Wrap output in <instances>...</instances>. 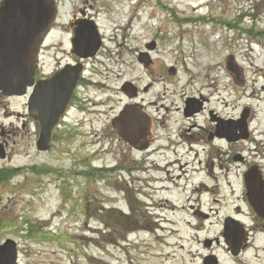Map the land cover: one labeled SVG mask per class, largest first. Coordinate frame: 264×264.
<instances>
[{"label": "flooded vegetation", "instance_id": "obj_1", "mask_svg": "<svg viewBox=\"0 0 264 264\" xmlns=\"http://www.w3.org/2000/svg\"><path fill=\"white\" fill-rule=\"evenodd\" d=\"M7 1L0 0V63H31L34 77L21 95L0 92V163L10 161L9 141L11 136L18 134L16 131L32 130L37 148L44 128L51 127L49 149L39 153L58 151L74 158L79 150L84 156L90 148L87 138L96 136L104 141V132L86 130L104 124L117 136V164L101 166L95 169L96 174L103 176L105 185L112 182L106 173L117 175L116 185L129 211H144L141 218L157 224L170 223L165 210L178 207L173 197L180 201L191 191L189 202L196 196L201 203L198 193H219L228 189L236 203L222 216L221 242L216 239L214 244L213 240L204 244L209 253L200 257V264H222L223 260L213 251L220 245L226 246L224 256L230 264H264V122L258 123L261 107L248 103L229 110V105L224 104L223 109L221 105L225 99L221 97L219 81L223 75L227 81V95H232L234 102L239 95V101L246 97L247 82L252 84L254 95L257 90L264 95V69L259 70V76V72H253L257 75L255 82L249 78L256 68L255 62L264 64V10L260 13L252 2L253 8L237 16L226 13L220 18H201L202 26H212L217 33L224 29L232 42V51L213 55L214 48L210 45L207 63H200L202 56L192 57L191 62L185 63L186 82L178 103L167 91L148 100L156 82L141 86L132 81L121 87L124 103L116 111L110 107V100L98 101V97L92 95V87L104 94L109 90L103 85L93 86L88 76L89 63L99 58L107 43L100 14L94 12L86 0H53L57 7L54 25L42 43L30 52L28 34L26 45L23 43L28 19L6 17L3 7ZM231 2L232 6L236 4V0ZM262 2L264 4V0ZM65 5L71 6L66 14ZM96 7L106 6L97 4ZM10 11L15 15L22 13L19 9ZM245 21L248 24H244ZM94 38L101 45L97 54L94 57L80 55L82 51L77 47L89 46ZM240 41H246V47L252 46L246 57L235 54ZM157 50L158 40L145 42L144 49L139 52L141 66L151 68L158 59L153 56ZM7 53L11 56L5 59ZM140 58L148 60L147 65ZM78 67H81L79 79L76 77ZM170 74L177 77L179 71L175 67ZM259 81L263 86L259 87ZM126 87H131L133 94L128 93ZM116 121L119 129L113 128ZM129 122L133 125L130 130ZM78 140L79 148L76 146ZM73 163L72 172L77 170L75 161ZM6 171V167H0V174ZM92 173L89 167L85 174ZM69 185H65L66 190ZM159 195L162 196L157 202ZM220 196L209 201H213L209 211L216 215L221 210V206L217 208ZM100 199L107 201L103 193ZM195 202L197 205L187 207L192 210L191 218L196 223L198 220L211 221V214L201 210L198 199ZM117 212L119 221L132 217L120 208ZM89 216L105 219L96 212ZM226 224L230 225L227 239L224 237Z\"/></svg>", "mask_w": 264, "mask_h": 264}, {"label": "rangeland", "instance_id": "obj_2", "mask_svg": "<svg viewBox=\"0 0 264 264\" xmlns=\"http://www.w3.org/2000/svg\"><path fill=\"white\" fill-rule=\"evenodd\" d=\"M130 1L86 0V4L100 14L107 39L103 53L89 63L88 76L93 86L103 85L109 91L104 94L92 87V95L98 97V101L110 100V107L116 111L124 103L121 87L132 81L141 86L156 82L148 100L167 91L178 103L186 82L185 63L191 62L195 56H202L200 63H207L210 45L214 48L213 55L232 51V42L224 29L217 33L212 26H202L201 18H220L226 13L237 16L254 6L260 9V13L264 10L262 0H236L233 6L231 0H136V8L131 6ZM97 4L106 7L98 9ZM139 6L142 12L138 16ZM193 6L197 7L196 11L192 9ZM70 8L65 5L64 13ZM152 40H158V50L153 52L158 61L146 69L138 62L139 52L144 49L145 42ZM246 44V41H240L235 54L246 57L252 48L251 45L246 47ZM255 65L249 76L252 82L257 79L253 72L264 69L260 61ZM175 67L179 71L177 77L170 74ZM219 81L221 97L225 99L221 105L223 109L224 104H228V109L232 110L233 107L239 109L251 103L261 107L258 123L264 122V95L258 90L254 95L250 82L246 83L244 100L239 101V95L234 102L233 96L227 95L229 91L223 75ZM259 82V87L263 86L262 81ZM86 130L101 131L105 135L104 141L96 136L86 139L90 148L86 149L84 156L88 158H83L80 150L76 155L73 153L74 158L61 155L58 151L42 155L33 142L30 129L23 133L16 131L18 134L11 136V159L0 163V167L4 166L7 170L0 174L3 179L0 181V244L8 239L16 242L19 264H200V257L209 253L205 245L210 244L211 240L214 244L216 239L221 242L222 216L236 203L228 189H222L219 193H198L201 203L196 196L189 202L191 191L180 201H175L173 197L172 201L178 207L165 210V216L172 222L157 224L145 220L141 218L144 211L135 210L132 213L127 208L117 188L116 179L119 178L115 173H106L112 181L106 185L100 174L93 178L86 176L89 167L95 170L104 165H116L118 145L111 127L107 130L104 124L99 123L96 128ZM76 146L81 147L79 140ZM74 161L77 170L72 172ZM7 173L13 174V177L10 178ZM67 184L70 185L66 190ZM102 193L107 201L100 199ZM218 195L221 196L217 208L221 206V210L216 215L209 211L213 204V201H209ZM161 196L156 198L157 202ZM195 199H198L202 211L211 214V221L198 220L196 223L191 218L192 210L189 211L187 207L197 205ZM85 204L87 207H84ZM104 208H108V211L120 208L126 214L131 213L132 217L121 221L107 219L108 211ZM93 212L105 219L90 218ZM225 247L220 245L213 251L223 260L222 264H230L224 256Z\"/></svg>", "mask_w": 264, "mask_h": 264}, {"label": "water", "instance_id": "obj_3", "mask_svg": "<svg viewBox=\"0 0 264 264\" xmlns=\"http://www.w3.org/2000/svg\"><path fill=\"white\" fill-rule=\"evenodd\" d=\"M3 8L6 10L4 12L6 17L18 16L23 19H28V28L23 30V43L26 45V34H28V46L30 52L35 50L36 46L42 43L44 37L52 28L57 13V8L53 0H9ZM14 9H19L22 13L15 15L10 11ZM93 42L94 43H91L89 46L77 47V50L82 51V54H79L82 56L87 55L85 57H94L100 50L101 45L97 42L96 38L93 39ZM153 48L154 45H152L151 49ZM10 56L11 55L8 53L4 55L5 59ZM140 61L142 63L144 62L146 65L148 63V60L144 61L142 58H140ZM33 68L34 66L31 63L17 64L7 61L0 63V91L5 95H21L26 87L33 82ZM80 71L81 67H78L76 74L77 79H79ZM128 86L131 85L128 84ZM127 87L126 91L133 94V89H131V87L127 89ZM127 126H129L128 130H130L133 125L129 122V125L127 124ZM113 128L119 129V127H117V121L114 122ZM51 130V127L44 128L41 138L37 143L38 151L44 152L49 149ZM2 157L3 159L5 158L4 156ZM224 227V237L227 239L226 236L229 233L230 225L226 224ZM236 231H238L237 228L235 229V232ZM226 243L229 245L227 241ZM17 257L18 245L15 241L8 239L0 245V264H19Z\"/></svg>", "mask_w": 264, "mask_h": 264}, {"label": "trees", "instance_id": "obj_4", "mask_svg": "<svg viewBox=\"0 0 264 264\" xmlns=\"http://www.w3.org/2000/svg\"><path fill=\"white\" fill-rule=\"evenodd\" d=\"M92 171H93V173L91 174V175H89L88 177H91V178H93L95 175H99V174H96L97 173V171L96 170H94V169H92ZM14 172V171H13ZM12 172V173H13ZM7 175L10 177V178H12L13 177V174H11L10 175V173H7ZM99 176H101V175H99ZM96 177V176H95ZM3 179H1L0 178V181H2ZM99 211H101V210H99ZM110 211V210H109ZM108 211V217L110 218V219H114V220H117L116 219V217H117V215H118V212H117V210H111L110 212ZM101 213V212H100ZM110 213V214H109ZM118 221V220H117Z\"/></svg>", "mask_w": 264, "mask_h": 264}, {"label": "bare ground", "instance_id": "obj_5", "mask_svg": "<svg viewBox=\"0 0 264 264\" xmlns=\"http://www.w3.org/2000/svg\"><path fill=\"white\" fill-rule=\"evenodd\" d=\"M195 7H196V6H193V7H192V9H193L194 11H196ZM196 8H197V7H196ZM189 225H190V224H189Z\"/></svg>", "mask_w": 264, "mask_h": 264}]
</instances>
